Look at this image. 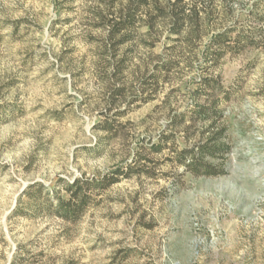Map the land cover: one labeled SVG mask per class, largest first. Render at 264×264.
Instances as JSON below:
<instances>
[{
	"label": "rangeland",
	"instance_id": "374dc122",
	"mask_svg": "<svg viewBox=\"0 0 264 264\" xmlns=\"http://www.w3.org/2000/svg\"><path fill=\"white\" fill-rule=\"evenodd\" d=\"M140 1L0 0V264H264V0H185L211 15L180 36L143 6L117 34ZM218 131L219 175H192L178 154ZM115 170L75 224L22 199Z\"/></svg>",
	"mask_w": 264,
	"mask_h": 264
},
{
	"label": "trees",
	"instance_id": "16d2710c",
	"mask_svg": "<svg viewBox=\"0 0 264 264\" xmlns=\"http://www.w3.org/2000/svg\"><path fill=\"white\" fill-rule=\"evenodd\" d=\"M133 1L131 0V3ZM143 6L152 8L155 15L162 18V22H164L171 36H180L182 34L181 30L185 25L191 26L193 31L190 34L197 35L202 32L199 30L200 21H202L201 17H203V20L204 18L209 19L211 15V10L206 5L201 9L196 5L190 7L185 4V0H141L135 10H129L123 18L117 21V34L122 30H127L130 35H133L132 29H134L136 24V14ZM148 23L149 31H152L154 23L151 18ZM227 35V32L218 34L215 42L224 44L227 40ZM127 38H130V36H127ZM162 67L166 68V65ZM155 78V76H151V81ZM155 81L157 82V80ZM216 87L211 86V90L214 91ZM218 105L219 103L217 102L211 107L199 106L194 112L196 119L202 123L215 121L216 116L220 114L217 112ZM161 147L162 145L157 147V152L160 151ZM226 152L227 146L222 141V132L218 131V133L209 135L195 148L183 150L178 156L180 163L192 175L213 177L219 175V172H216L214 166L209 163V159H216L219 155ZM120 173V171L115 170L112 174L104 176L100 180L85 182L76 180L73 184H67L65 193L68 198H63L58 191H55L54 194L46 192L42 184H33L25 190L22 199L28 200L29 209L34 216L52 215L66 223L75 224L91 203L90 192L93 190H106L117 184L119 181L117 180V175H120ZM19 204H22V202Z\"/></svg>",
	"mask_w": 264,
	"mask_h": 264
}]
</instances>
